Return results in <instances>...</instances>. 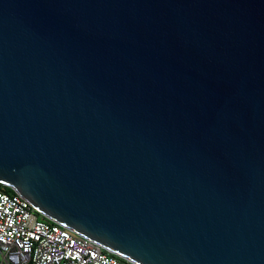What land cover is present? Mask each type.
Returning <instances> with one entry per match:
<instances>
[{
  "label": "water",
  "instance_id": "1",
  "mask_svg": "<svg viewBox=\"0 0 264 264\" xmlns=\"http://www.w3.org/2000/svg\"><path fill=\"white\" fill-rule=\"evenodd\" d=\"M0 182L132 264H264V0H0Z\"/></svg>",
  "mask_w": 264,
  "mask_h": 264
},
{
  "label": "built area",
  "instance_id": "2",
  "mask_svg": "<svg viewBox=\"0 0 264 264\" xmlns=\"http://www.w3.org/2000/svg\"><path fill=\"white\" fill-rule=\"evenodd\" d=\"M0 264H130L0 186Z\"/></svg>",
  "mask_w": 264,
  "mask_h": 264
},
{
  "label": "trees",
  "instance_id": "3",
  "mask_svg": "<svg viewBox=\"0 0 264 264\" xmlns=\"http://www.w3.org/2000/svg\"><path fill=\"white\" fill-rule=\"evenodd\" d=\"M0 186H1L3 189H5L6 191H8V192L15 193V190H14L12 187L8 186V185H5V184H3V183L0 182ZM38 213H39V212H38ZM39 214H40V213H39ZM40 215H42V214H40ZM42 216H43V215H42ZM44 218H46V217H44ZM113 255L118 256V255H116V254H113ZM118 257L121 258L123 261L128 262V261L125 260L124 258H122V257H120V256H118ZM128 263H130V262H128ZM130 264H132V263H130Z\"/></svg>",
  "mask_w": 264,
  "mask_h": 264
},
{
  "label": "rangeland",
  "instance_id": "4",
  "mask_svg": "<svg viewBox=\"0 0 264 264\" xmlns=\"http://www.w3.org/2000/svg\"><path fill=\"white\" fill-rule=\"evenodd\" d=\"M42 216V215H41Z\"/></svg>",
  "mask_w": 264,
  "mask_h": 264
}]
</instances>
